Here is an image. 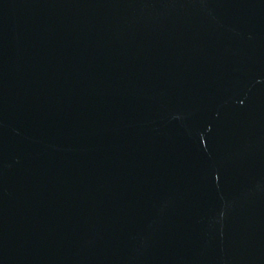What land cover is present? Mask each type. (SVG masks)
Listing matches in <instances>:
<instances>
[{"label":"water","instance_id":"obj_1","mask_svg":"<svg viewBox=\"0 0 264 264\" xmlns=\"http://www.w3.org/2000/svg\"><path fill=\"white\" fill-rule=\"evenodd\" d=\"M0 264H264V0H0Z\"/></svg>","mask_w":264,"mask_h":264}]
</instances>
